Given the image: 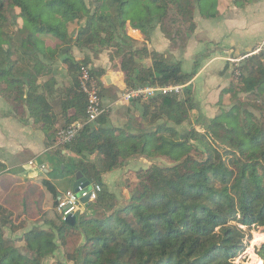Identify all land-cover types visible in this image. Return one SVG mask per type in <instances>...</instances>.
<instances>
[{
    "label": "trees",
    "instance_id": "1",
    "mask_svg": "<svg viewBox=\"0 0 264 264\" xmlns=\"http://www.w3.org/2000/svg\"><path fill=\"white\" fill-rule=\"evenodd\" d=\"M97 2L101 6L93 13L85 0H0V95L18 116L26 117L28 111L41 125L49 147L58 143L61 130L83 124L76 138L56 153L62 159L66 158L63 151L77 156L74 171L102 188L97 200L77 216L75 226L59 215L57 231L63 236L79 233L84 240L69 260L75 264H235L247 231L264 228V51L236 65L239 85L228 90L236 102L210 121L204 133L192 129L185 136L177 131L197 110L192 81L199 60L186 72L181 62L146 48L143 57L150 59V66L143 64L140 53L122 54L119 67L126 87L181 85L183 92L132 101L146 123L135 132L108 127L105 114L96 123H87L88 101L79 76L91 59L74 60L71 47L107 46L121 35L126 37L128 22L149 38L141 23H149L152 31L169 12L192 18L198 9L205 19L219 17V0L209 5L210 0ZM75 23L78 27L71 32ZM8 26L17 27L15 36L6 30ZM43 36L58 45L47 47ZM59 63L66 66L70 81L64 86L55 79ZM91 73L99 79L103 70L94 68ZM70 111H74L71 116ZM135 159L149 163L165 159L168 166L151 164L134 172L137 188L129 199L120 198L104 177ZM5 170L0 162V174ZM44 184L57 199L56 188L48 181ZM5 227L17 232L22 224L0 205V264H43L58 250L52 231L31 230L24 236V253L4 238ZM259 255L264 261V244Z\"/></svg>",
    "mask_w": 264,
    "mask_h": 264
},
{
    "label": "rangeland",
    "instance_id": "2",
    "mask_svg": "<svg viewBox=\"0 0 264 264\" xmlns=\"http://www.w3.org/2000/svg\"><path fill=\"white\" fill-rule=\"evenodd\" d=\"M212 1L213 0H210V2H208V5L212 3ZM85 2L92 8L93 13H96L101 6V4L97 2V0H85ZM218 3V8L221 6V8L224 9V7L226 6L231 7V3L236 4V0H219ZM229 3L231 5H228ZM172 8L173 7H171V10ZM239 10V13L242 14L243 7H239ZM229 15H231V13L228 11L224 13L225 18ZM19 23L22 24L21 19L19 20ZM214 23L215 21H209V19L203 18L198 9L194 12L192 18L184 15V12L176 14H174L173 12H169L166 18L160 19L156 23V27L152 31L150 30L149 23H141V27L143 26L145 32L149 33V38H146V36L142 32L138 30L135 31L133 26L130 25V22H128L126 27V37H128L127 39L126 37L124 38V35H121L122 38L119 37L115 42H111L107 46L94 45L83 50H80L77 47H71L72 52L70 51V55L74 60L83 61L85 60V58H90L91 65L88 67L90 70H94V68L103 70V75L101 76V78L98 79L94 75L93 76L97 80L101 90L102 104L105 110V115H108V120L110 121L108 122V127L114 126V124L111 123L110 112L108 111H115V106L118 102L127 103V101H125V99L123 98V95L129 89L127 87L126 89H124L123 85L121 84V81L124 79V74L121 72L119 67L122 54H124L125 52L140 53L139 58L142 59L141 61L143 62V64H145L146 66H150V59L143 57V48H146L147 52H151L154 49L160 53L161 51H163L164 53L161 54H163L168 60H170L171 62H181L185 71L191 72V69H193L194 66V61L189 62L191 50H188V48L191 45L190 42L192 41L193 43L195 41H205V35L199 34L198 36H196L198 25H200L201 28H203L204 26H209V28L212 29L213 26H216L211 25ZM77 27V23L70 25V31L74 32ZM6 28V30L11 35L15 36L17 27L13 28V26H8ZM209 31L211 32V30ZM233 31L223 29L219 33L215 34V37L219 39V43L221 42L220 45L226 49H231L233 47L232 43H234L235 47H237V50L233 52L235 56H239L241 54L252 51L257 43H262L263 41L262 38L255 37L253 36V34L249 36L250 38H247L248 36L244 35L243 31L239 33ZM205 34L207 35L206 32ZM42 38L47 45L49 44V46H52L53 44L58 45V41L51 37L43 36ZM153 40H156V44L154 47H152ZM164 40L168 41V46L166 45L162 47ZM198 49L200 48L198 47ZM211 50H214V46L207 45L206 48H203V52L201 53V55L198 54L199 56L197 57L201 58L199 61V65H205L207 63V61L203 62L204 60H202L206 57V55L203 56V54H206ZM261 51H264V45L261 46L259 51L256 53H259ZM64 52L67 53L66 51ZM241 60L242 59L238 58L232 59L230 63L232 64L230 73H228L227 77H223L226 79L224 81H221L217 76L218 74L214 73L217 71V69L213 67H210L205 71L204 74L201 75V79H198L195 83L196 85H199V92H197L196 89L195 90L196 94L198 95V104H200L204 115L201 114L200 109L191 111L189 121L184 125L177 127V131L180 134L188 136L189 131L192 129L197 130L199 133H204L210 121L215 120L221 115L222 112L229 110L233 106V104L236 102L233 99L234 94L232 92L228 93V90H236L239 85L238 78L240 76V73L239 71H236V65H238ZM184 61L189 63L185 64ZM59 67L66 69V66H64L63 64L60 65V63ZM57 78L59 86H64L66 84H69L70 82L69 78L67 77V70L60 71L59 75H57ZM108 78H110V80L112 81L111 85L108 84ZM240 98L241 100H245L246 96L241 95ZM119 106H121V104H119ZM7 108L9 110H12V112L7 113L6 115H13V105L10 101H7L2 95H0V110H6ZM18 113L19 112H14V115L16 114L15 116L19 117ZM28 115L29 114H27V116ZM123 119L125 120V118ZM142 125L146 127L145 122L142 123ZM142 125L140 127H143ZM133 126L135 128L137 127L135 123ZM54 147H56V151L62 148V146L58 147L56 145ZM222 147L232 149L228 144H223ZM22 158L28 161L30 156L23 155ZM50 159L52 160V170L61 174L63 179L66 177L68 178L70 175H74V166H71L73 164L71 160H74V158H69L66 162L64 161L65 159L62 158V161H60L58 158ZM40 163L41 162L37 160L36 166L39 167ZM151 164L168 166V162L165 159H155L152 163H150V165ZM136 171L132 170L133 173H129L130 171H128V173L126 172L123 174V176H120L119 181L117 180L113 182L111 191L117 194V196H119L120 198L125 197L126 199H129L130 193L137 188V181L135 179L136 175L134 173ZM61 186L63 187V189L65 188L64 192H67L68 190H74L73 185H71L70 181H65ZM55 204L56 198L53 199V206L50 210L52 215L43 216L41 219L44 224L40 225L31 222L32 224L28 225L27 220L23 221L22 219H17V224H22L21 230H18L17 232H11L9 227H5L3 229V235L4 238L13 246L18 247L22 252L26 253V245L24 243L25 234H27L31 230L52 231L55 234V241L58 245V250L54 254H52V256L44 258L43 264H75L73 261L69 260L68 256L75 253V251L81 245H83L84 240L79 233L65 232L63 236L62 232L60 233L59 231H57L55 226L60 225L61 218L58 215L59 213ZM88 204L82 205V207H80L77 216H80L84 210H87ZM61 236L64 240H62ZM263 244L264 228L253 227L248 230L244 248L238 253V256L235 259V264H264L263 259L259 255Z\"/></svg>",
    "mask_w": 264,
    "mask_h": 264
},
{
    "label": "crops",
    "instance_id": "3",
    "mask_svg": "<svg viewBox=\"0 0 264 264\" xmlns=\"http://www.w3.org/2000/svg\"><path fill=\"white\" fill-rule=\"evenodd\" d=\"M231 4H228L231 5V7L226 6L222 9L220 6L218 8L219 18L209 20L215 21L214 24H211L216 25L213 26L212 29H210L209 26L201 28V26L198 25L196 36L199 34L205 35V41L190 42L191 45L188 48V50H191L189 62L194 61V64L196 60L200 61L201 58L197 56L201 55L203 48H206L207 45L214 46V50L203 54V56L206 55V57L202 60H204L203 62L207 61V63L205 65H200L198 74L193 80L197 92H199V85L195 83L198 79H201V75L204 74L207 69L210 67L216 68L217 71L214 73L218 74L217 76L221 81H224L226 79L223 77H227L228 73H230L232 66L230 63L232 59H243L252 53L258 52L260 47L264 45V0H236V4ZM241 6L243 7L242 14L239 13V7ZM227 11L230 12L231 15L225 18L224 13ZM223 29H227L228 31L234 30L233 32L236 33L243 31L244 35L248 36L247 38H250L249 36L253 34L255 37L262 38L263 41L262 43H257L252 51L235 56L233 52L237 50V47H235L234 43H232L233 47L231 49H226L220 45L221 42L219 43V39L215 37V34ZM209 30H211V32ZM155 44L156 40H153L152 47H154ZM166 45L168 46V41L164 40L162 47ZM46 46L55 48L57 45L53 44L49 46V44H46ZM198 47L200 49H198ZM161 53L164 52L161 51ZM184 62L185 64L189 63L186 61ZM59 70L66 71L67 69L59 67ZM59 70L56 71V73H58L55 75L56 80L58 79L57 75L60 73ZM121 82L124 89H126L124 79ZM198 101V95L196 94L195 103L198 107L197 110L200 109L201 114L204 115ZM119 104H121V106H119ZM115 107V111H108L110 112L111 123L114 124L115 128L119 130L129 129L135 132L139 128L145 127L142 125L144 122L141 118L139 105L134 104V102H118ZM10 112H12V110L8 108L6 110H0V162L6 167V170L0 174V205L9 209L14 214L15 219L27 220L28 225H31V222L42 225L44 224L41 221L42 217L52 215L50 210L53 206L54 199L51 192L44 186V182H50L56 188L59 196V194L66 192H64L65 188L63 189L61 186L65 181H70L71 185L74 186L77 173L74 171V175H70L68 178L66 177L63 179L61 174L52 170V160L50 158H58L60 161H62V159L56 153V147L48 146L47 136L43 132L41 125H36L34 120L31 119L29 115L27 116V110L26 117H16L14 112L13 115H6ZM73 113L74 111H70L69 115L71 116ZM123 118H125V120ZM108 122L110 121L108 120ZM134 123L137 125L136 128L133 126ZM141 125L143 127H140ZM56 127L59 126L57 125ZM56 146H58V144H56ZM63 154L66 157L64 160L65 162L69 158H74V160H71L73 163L71 166H74L78 162V158L74 154L66 151H63ZM23 155L30 156L28 161L22 158ZM36 159L41 162L39 167L36 166ZM149 165L150 163L144 159L130 160L123 169L105 175L104 183L111 190L113 182L119 181L120 176H123L124 173L128 171L131 172L132 170L147 169ZM58 215H60V213Z\"/></svg>",
    "mask_w": 264,
    "mask_h": 264
},
{
    "label": "built area",
    "instance_id": "4",
    "mask_svg": "<svg viewBox=\"0 0 264 264\" xmlns=\"http://www.w3.org/2000/svg\"><path fill=\"white\" fill-rule=\"evenodd\" d=\"M79 83L82 92L87 96V123H96V121L105 114V110L102 104V96L99 84L89 68H82L79 76ZM184 88L185 86L181 85L135 88L129 89L123 95V98L127 102H132L134 100L147 101L159 95H179L183 92ZM83 127V124L76 123L65 130H61L58 133V146H66L70 144ZM90 186L91 189L89 191L86 189V187L79 186L78 191L69 190L65 193L59 194L57 197V211L64 218H67L71 215L77 216L80 207L83 205L81 203V199L88 197V203H93L97 200L98 194L102 191L101 186L98 184L90 183ZM79 194H81V196Z\"/></svg>",
    "mask_w": 264,
    "mask_h": 264
},
{
    "label": "water",
    "instance_id": "5",
    "mask_svg": "<svg viewBox=\"0 0 264 264\" xmlns=\"http://www.w3.org/2000/svg\"><path fill=\"white\" fill-rule=\"evenodd\" d=\"M108 84H111L110 79L108 80ZM79 186L86 187V189L88 191L91 189L90 182L87 181V179L83 176V174L81 172H77V174H76V182L74 183L73 189L75 191H78ZM79 195L81 196V194H79ZM88 202H89L88 197L81 199V203L83 205L88 204ZM77 220H78V218L76 215H71V216H68L67 218H65V223L68 225H71V226H75L77 223Z\"/></svg>",
    "mask_w": 264,
    "mask_h": 264
}]
</instances>
